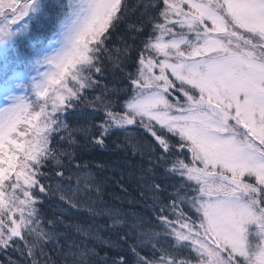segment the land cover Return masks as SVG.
Here are the masks:
<instances>
[{
  "label": "snow or ice",
  "instance_id": "6c2138e0",
  "mask_svg": "<svg viewBox=\"0 0 264 264\" xmlns=\"http://www.w3.org/2000/svg\"><path fill=\"white\" fill-rule=\"evenodd\" d=\"M30 2L0 0V17L15 23ZM83 3L68 46L38 93L41 105L34 110L20 101L0 111V264H57L40 239L47 230L33 189L39 183L36 166L48 154L50 117L74 107V101L105 113L96 123L101 134L92 137L101 147L112 124L138 122L151 133L161 151L148 144L149 160L171 165L165 170L177 177V190L169 203L153 210L159 231L144 229L140 217L131 224L130 231L144 237L139 245L128 243L130 231L119 232L117 241H104L115 249L113 255L100 257L94 248L74 252L69 242L65 258L73 257L72 264H89V256L103 264H264V0ZM137 9V18L126 23L130 38L120 37L119 47H109L107 34L115 22ZM117 71L130 88L117 89ZM107 74L112 87L105 83ZM93 86L98 93L82 95ZM125 91L121 110H114L113 93ZM135 147L142 152L145 146ZM76 181L68 199L72 207L109 218L121 215L90 199L81 202L90 198H82L85 191L99 190L88 176ZM116 223L122 229L127 222ZM74 227L85 237L91 234L90 226ZM55 244L61 247L59 239Z\"/></svg>",
  "mask_w": 264,
  "mask_h": 264
},
{
  "label": "trees",
  "instance_id": "16d2710c",
  "mask_svg": "<svg viewBox=\"0 0 264 264\" xmlns=\"http://www.w3.org/2000/svg\"><path fill=\"white\" fill-rule=\"evenodd\" d=\"M70 1L31 0L27 14L15 23L8 22L7 17H0V25L6 27L12 37L10 42L7 40L0 42V87L11 83V75L22 72L25 77L22 84L27 88L28 103L34 110L42 101L39 92L34 88L27 64L55 30ZM20 2L23 3V0ZM136 2L137 0H127L129 7L134 6ZM138 14L139 9L124 20L115 22L114 28L107 34L110 37L106 40L109 47L111 45L119 47L122 43L120 37H124L125 40L130 38L131 33L127 31L126 23L135 20ZM134 68L133 60L128 64V70L133 71ZM116 75L119 77L116 81L117 89L131 87L119 71ZM96 78L100 79L98 75ZM104 79L105 83L112 87L109 82L112 80L111 74H107ZM98 92L99 87L93 86L85 88L82 95L91 98ZM113 99L117 101L114 110L120 111V104L127 99V92H114ZM73 103L74 107L58 110L54 117H50L53 123L46 132L49 142L48 154L36 166L39 183L33 189V195L37 198L35 207L44 218L47 230L45 237L40 239L42 242L46 240L45 251L56 259L57 264H72L73 257L65 258L63 255L69 251V242H72L71 251L74 252L81 249L87 252L88 249L94 248L100 257L106 252L109 255L115 254V249L107 248L104 241H117L119 232L130 231L131 224L137 222V217L142 218L144 229L152 227L153 230L159 231L155 225L153 210H158L159 204L169 203V200L174 198L172 193L177 190L174 187L177 177L165 170L170 169L171 165L162 167L155 162L154 157L153 160H149L147 145L151 144L157 154L161 148L144 127L138 122L132 125L112 124L104 133L105 146L101 147L92 142V137L101 134L96 123L105 120V113L80 106L79 101ZM137 145L145 146L142 152L137 150L135 147ZM77 176H88L90 183L99 190L98 193L91 189L85 191L82 198H90L81 202L87 203V199H90L95 201V207L119 209L121 215L109 218L107 215H94L84 207L81 209L72 207L68 199H72V189L77 185ZM155 182L163 186L161 190L156 191L151 187ZM41 186L43 191L40 190ZM154 195L159 199L154 201ZM185 208L191 214L192 210L187 204ZM48 220L53 221L54 228L47 225ZM118 220L126 221V226L121 229L116 223ZM65 223L67 227L64 226ZM109 224L113 225L111 229L108 228ZM75 225H81L85 229H89L90 226V233L98 235L100 239H93L91 234L85 237L75 230ZM59 233L63 235L60 236ZM130 235L133 238L128 243L139 245L144 239L137 231H130ZM57 239L61 242L60 248H56ZM77 245L80 247L77 248ZM57 252L62 254L57 256ZM89 264L103 262L97 257L89 256Z\"/></svg>",
  "mask_w": 264,
  "mask_h": 264
},
{
  "label": "rangeland",
  "instance_id": "374dc122",
  "mask_svg": "<svg viewBox=\"0 0 264 264\" xmlns=\"http://www.w3.org/2000/svg\"><path fill=\"white\" fill-rule=\"evenodd\" d=\"M84 6L85 5L83 3V5L78 9L77 13L72 12L69 17H67L64 26L65 31L61 35L55 36L52 44L38 54L37 61L34 65L36 74L33 78L34 88H36L38 91L42 90L45 87L48 77L54 71V61H56L67 48L72 24L76 20L77 16L81 14ZM4 33L5 28L2 25L0 28V34ZM13 84L14 86L8 87L4 92L2 90L0 99V111L20 101H25L27 103L29 101L26 94H23V90L19 84L18 79H16L15 83Z\"/></svg>",
  "mask_w": 264,
  "mask_h": 264
}]
</instances>
